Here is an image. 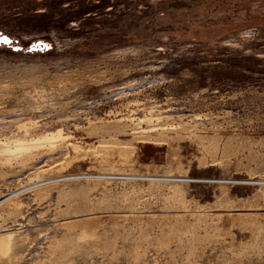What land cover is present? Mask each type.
<instances>
[{
  "label": "rangeland",
  "instance_id": "rangeland-1",
  "mask_svg": "<svg viewBox=\"0 0 264 264\" xmlns=\"http://www.w3.org/2000/svg\"><path fill=\"white\" fill-rule=\"evenodd\" d=\"M0 36V197L66 174L149 178L20 193L0 207V264H264V0H0ZM135 102L167 113L91 129ZM101 141L134 149L131 167L72 148ZM166 176L194 182H149Z\"/></svg>",
  "mask_w": 264,
  "mask_h": 264
},
{
  "label": "bare ground",
  "instance_id": "bare-ground-1",
  "mask_svg": "<svg viewBox=\"0 0 264 264\" xmlns=\"http://www.w3.org/2000/svg\"><path fill=\"white\" fill-rule=\"evenodd\" d=\"M0 38L2 39V38H4V39H7V37L5 38V36H0ZM4 44H6V43H4V42H1L0 43V46L1 45H4ZM40 48V49H44L43 47H42V45L40 44V43H38V45H36V44H34V48ZM38 51V50H37ZM72 78H73V76H72ZM70 79V78H67V77H65V78H63V77H61V78H59V79H57V82H56V86H57V88L59 89V88H66V86L68 85V84H72V85H74V84H76L77 83V79ZM81 81V80H80ZM101 81H103V79H101L100 77L99 78H97V79H93L92 77L90 78V80H89V83L90 84H98V83H100ZM36 83V79L33 77V78H31L30 80H28L26 83L25 82H22V83H25L24 84V86H27V85H31V86H33V89L35 88H38V87H34L35 86V83ZM87 82V81H86ZM11 84V83H10ZM86 84V83H85ZM3 85V86H2ZM7 85H9V84H7ZM7 85L6 84H0V95L2 96V99H3V95L5 96V94L6 93H4V90H7ZM77 85V84H76ZM81 86H83L84 85V83H81L80 84ZM52 86V85H51ZM23 87V86H22ZM95 87V86H94ZM98 87V86H97ZM34 92V91H33ZM138 102H135V105L137 104ZM139 105H140V103H139ZM139 105L137 104L136 106H137V110H131V111H129L128 113H129V115L128 116H125V117H121V115H119L118 113H113L114 115H113V119L111 120V121H109V123H111V124H109L108 122V124H106V126H103V124H102V126H100V127H94V126H92L91 127V129H93V130H107V129H109V130H115V131H118L119 133H123L124 132V130L122 131V129H124V128H126L127 126H126V124L125 123H128V122H130V124H132L131 122H133V121H137V125L139 124V126L140 125H147V128H148V126L150 127V125L152 124V123H154L155 122V124H156V122H157V124H158V122L159 121H161L162 119H161V115L162 114H165V113H167V112H162V113H160L159 115H153V113H154V111H153V109H148V110H143V109H139L138 107H139ZM141 106V105H140ZM137 112H144V115H143V117H141V118H133V116H135V115H137ZM197 119L199 120V118L197 117ZM89 122V121H88ZM134 124V123H133ZM132 124V125H133ZM91 125H93V123H91ZM131 126V125H130ZM136 126V125H135ZM134 126V127H135ZM156 126V125H155ZM143 127V126H142ZM146 127V126H145ZM153 127V126H152ZM128 128V127H127ZM130 128V127H129ZM151 128V127H150ZM149 128V129H150ZM158 128V127H157ZM19 129H26V125H22ZM133 129V128H132ZM135 129V128H134ZM140 129V128H139ZM148 129V130H149ZM152 129V128H151ZM150 129V130H151ZM154 129V128H153ZM155 129H156V127H155ZM167 129V128H166ZM141 130H145V128H143V129H141ZM147 130V129H146ZM145 130V131H146ZM152 131V130H151ZM150 131V132H151ZM154 131H156V130H154ZM153 131V132H154ZM159 131H160V134H162L161 136H164L165 134V132H166V130H161V129H159ZM135 132V131H134ZM140 133V132H139ZM143 133H146V132H144L143 131ZM147 133H148V131H147ZM147 133H146V135H147ZM159 133V132H158ZM135 134V133H134ZM134 134H131V135H134ZM153 134V133H152ZM151 134V135H152ZM149 135V134H148ZM147 135V137H149ZM141 136H142V133H141ZM144 136V135H143ZM150 138V137H149ZM57 139H59V140H65L66 139V137H64L63 135H61V133L60 132H57L56 134H48V135H45V136H43L42 138H40V142H46V141H54V140H57ZM4 146V145H3ZM121 146H123V145H121L120 143H118V142H104V141H101L100 142V144H99V146H97V147H95V148H90V149H88V148H80V147H77V146H75V144L74 145H72V148H73V150H74V152H76V151H81L82 153H85L86 155H87V153L89 154V153H91V154H93V156L95 157V159H96V162H97V168L99 169L98 171H100L101 170V168H106V169H108V171H111V172H119V171H121V169H118V168H116V167H114V166H111V165H109L108 164V159H109V157L110 156H113V155H116V156H118L119 158V160H120V162H121V168H124V167H126V168H128V167H131V162H130V157H131V155L133 154V151H134V149H130V148H126V147H121ZM1 151H3V152H6V153H9V152H12L11 150H9V149H2ZM14 151H18V149L15 147V150ZM85 156V155H84ZM111 158V157H110ZM57 173H60V172H57ZM106 176H114V175H104V177H106ZM118 176V175H117ZM41 177H44V176H39V175H37V174H34V179L35 180H38L39 178H41ZM131 177V176H130ZM167 177H169V176H166V178L164 177V178H159L158 180H157V178H151L150 180H149V182H157L156 184H164L163 182L165 181V182H174V180L173 179H167ZM141 178H143V177H141ZM145 179H149V178H147V177H145ZM261 179V178H260ZM101 181V182H108V181H114V182H116L115 180H113V179H111V178H102V177H100V178H95V179H89V180H86V181ZM262 180V182H258V186H264V178L263 179H261ZM121 181V180H120ZM127 181H131V182H134V181H136V183H145V182H138L139 180H137L136 178L135 179H128ZM146 181V180H145ZM247 181H252V179H248ZM45 182V183H44ZM98 182H95V183H92L93 184V187H97L98 186V184H100V183H98ZM123 182H126V181H123ZM242 182H245V181H242ZM45 185L46 184V181H43V183H41V184H39V185H37V186H34L33 188H37V187H40V186H42V185ZM64 184V183H63ZM67 184V183H66ZM95 184V185H94ZM53 185V184H52ZM56 185H60V184H56ZM47 186H50V185H46L45 187H47ZM178 186V185H177ZM177 186L176 185H173V186H171L170 185V188H174V189H176L177 188ZM225 186H230V185H228L227 183H226V185ZM21 189H16L13 193H11V194H8V195H4V196H2V197H0V207L1 206H3L4 204H6V203H8L9 202V204H12L13 205V207L15 206L17 209H20V206H21V204L20 203H18V202H14V201H11L13 198H15L16 196H18L20 193H22V192H25L26 190H29L30 188L29 187H25L26 189H22V187H20ZM24 188V187H23ZM29 188V189H28ZM259 188H261V187H259ZM176 193H179V191L177 190L176 191ZM8 207V206H7ZM10 207V206H9ZM226 212H228V213H230V211H226ZM183 213V212H182ZM245 215V214H244ZM11 239H12V233L11 232H3V233H0V253H6V252H8V250H10V247H11V245H12V243H11Z\"/></svg>",
  "mask_w": 264,
  "mask_h": 264
},
{
  "label": "built area",
  "instance_id": "built-area-1",
  "mask_svg": "<svg viewBox=\"0 0 264 264\" xmlns=\"http://www.w3.org/2000/svg\"><path fill=\"white\" fill-rule=\"evenodd\" d=\"M111 178L113 180H115L116 182H123V181H127L128 179H126V176H106L104 177V175L102 174H99V173H88V174H66V175H61V176H58V177H54L50 180H46V184L42 185V186H46V185H52V184H63V183H75V182H85L86 180H89V179H95V178ZM167 179H173L176 183H182V184H190V183H193L194 181L191 180V179H187L185 177H167ZM121 180V181H120ZM140 181H143V179H138ZM146 179H144L143 182H147L145 181ZM138 181V182H140ZM262 182V180H257V184L258 182ZM114 182V181H113ZM215 183H220V184H225L226 183L230 186H233V185H238L240 184V182H234V181H231L230 179L229 180H221V181H214ZM45 183V182H44ZM243 184H252V182H242ZM256 184V185H257ZM37 188H30L28 191H33Z\"/></svg>",
  "mask_w": 264,
  "mask_h": 264
},
{
  "label": "water",
  "instance_id": "water-1",
  "mask_svg": "<svg viewBox=\"0 0 264 264\" xmlns=\"http://www.w3.org/2000/svg\"><path fill=\"white\" fill-rule=\"evenodd\" d=\"M4 40H5L4 38H2V39L0 38V43H1V42H4Z\"/></svg>",
  "mask_w": 264,
  "mask_h": 264
}]
</instances>
